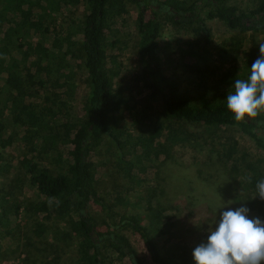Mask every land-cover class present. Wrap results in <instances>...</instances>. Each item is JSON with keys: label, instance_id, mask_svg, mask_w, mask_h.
<instances>
[{"label": "trees", "instance_id": "1", "mask_svg": "<svg viewBox=\"0 0 264 264\" xmlns=\"http://www.w3.org/2000/svg\"><path fill=\"white\" fill-rule=\"evenodd\" d=\"M112 1L84 0L81 17L70 19L69 25L60 29L55 26L56 15L72 7V0H0V57L7 68L0 75V140H15L31 152L26 169L27 182L37 195L33 207L52 220L42 226L44 238L40 240L47 245L45 249L62 241L70 249L72 264H107L112 255L127 257L130 264H142L122 232L127 226L142 238L156 262L195 264L189 249L185 255L178 243L170 250L164 244V253L159 255L156 231L169 220L165 202L157 195L145 212H131L117 219L112 197L98 188L94 158L103 164L98 156L107 145L111 150L104 161L113 158L118 173L130 167L123 175L131 179L147 170L148 179L156 180L173 146H193L192 142L200 148L209 145L203 163L210 177L216 175L225 182L222 201L232 195L234 204L249 210V218L264 221V199L258 197L255 187L264 179V112L236 122L227 111L225 94L204 99L203 94L185 91L179 80L164 72L159 54L165 21L190 28L195 37H201L200 48H206L211 37L207 19L217 18L240 33L264 32V0H255L244 9L238 7V0H132L139 7L135 51L141 68V94L161 106V114L156 116L150 105L134 103L138 124L132 133L120 126L125 109H118L116 100L124 94L121 83L111 79L107 55L116 41L112 26L124 4L120 0L115 7ZM52 2L58 4V10ZM44 13L41 23L39 18ZM77 68L85 73L87 90L82 115L74 117L63 97L69 100L74 95L75 82L65 81V77ZM225 127L246 134L257 153L246 148L240 153L237 148L235 152L216 149L214 139ZM157 136L168 143V151L160 160L156 156ZM39 147H43L44 155ZM52 163L56 164L53 169L49 167ZM159 191L164 192L163 188ZM4 200L0 201L1 215L12 209ZM93 204L102 210L100 219L107 230L98 229L97 218L90 212ZM64 216L70 218L64 221Z\"/></svg>", "mask_w": 264, "mask_h": 264}, {"label": "rangeland", "instance_id": "2", "mask_svg": "<svg viewBox=\"0 0 264 264\" xmlns=\"http://www.w3.org/2000/svg\"><path fill=\"white\" fill-rule=\"evenodd\" d=\"M72 1H74L72 7L65 8L56 15L57 28H65L69 25L70 19L81 17L84 0ZM253 1L255 0H238V7L248 8ZM122 2H124L121 8L122 14L116 18L111 31L116 41L108 49L107 55L111 79L115 84L121 83V91L124 94L116 100L118 109H125L120 126L132 133L138 124L134 103L150 105L151 113L156 116H160L161 106L141 94V68L135 51L138 39L135 19L139 7L132 0ZM118 3L120 0L112 1L115 7ZM51 5L59 9L58 4L52 2ZM45 17L46 14H42L39 21L42 23ZM206 24L211 33L206 48H200L202 39L200 36L195 37L190 28L174 26L170 21H165L161 28L159 44L164 72L172 79L179 80L185 91L192 95L203 94L204 99L233 92L231 86L235 79H246L250 75L249 68L260 55L259 44L264 43L262 31L240 33L228 28L217 18L207 19ZM3 61L4 59L0 57V75L7 69ZM71 79L76 85L74 95L69 100L67 97L63 99L70 114L79 117L82 115L87 90L84 71L77 68L68 73L65 81ZM32 121L38 124L36 120ZM218 134L219 137L214 139V144L215 148L222 152L226 149L235 152L236 148L237 153L245 148L256 152L253 142L246 134L234 127L222 128ZM156 140L159 145L156 156L158 154L160 160L168 151V143L164 141L163 136H157ZM192 143L193 146L186 143L172 147L170 157L159 169L156 180L150 179L147 170L143 176H133L131 179L123 175L129 172L130 167L124 170L125 172L118 173L113 158L104 161V157L111 150L107 145L98 156L103 164H100L96 157L94 158L98 167L95 175L98 188L102 193L112 197L114 209L119 213L117 219L120 215L131 212H145L147 207L154 204L157 196L165 202L166 218L169 222H165L161 230L156 231L155 241L159 255L164 253V244L170 247L168 248L170 250L173 249L174 243L181 246L182 253L185 254L189 249L192 254L195 247L207 241L209 229L214 230L220 212L228 208L242 207L240 203L234 204L232 195L226 196V200L222 201L226 184L216 175L210 177L209 169L203 163L209 145L200 148L196 146L197 143ZM38 151L42 153L41 155L45 153L43 147H39ZM212 155L216 158L215 152ZM29 156H31L30 150L15 140L12 143L7 138L0 140V167H6L0 170V201L5 199L4 203L12 207L10 212H6L7 215H1L0 206V264H72L70 249L64 247L62 241L45 249L47 245L44 240H40L44 238L43 224H50L52 220L34 210L33 202L37 201V195L27 182L26 167ZM55 163L49 164V167L53 169ZM198 169H201V173ZM159 188H163L164 192L161 193ZM8 191L10 194H7ZM125 201L128 203L124 204ZM15 208L18 209L17 215L14 213ZM90 212L97 218L98 229L107 230L100 219L103 215L100 207L93 204ZM64 217V221L70 218ZM122 232L128 237L142 264H160L152 258L142 238L131 228L122 227ZM47 234L50 235L49 232ZM168 236L170 238L166 243ZM111 259L107 264H130L127 257L118 259L116 255H112Z\"/></svg>", "mask_w": 264, "mask_h": 264}, {"label": "clouds", "instance_id": "3", "mask_svg": "<svg viewBox=\"0 0 264 264\" xmlns=\"http://www.w3.org/2000/svg\"><path fill=\"white\" fill-rule=\"evenodd\" d=\"M246 79H235L233 92L226 95V108L236 122L264 112V43ZM258 197L264 199V179L256 182ZM248 209L228 208L209 229L207 241L192 252L195 264H264V221L249 218Z\"/></svg>", "mask_w": 264, "mask_h": 264}]
</instances>
